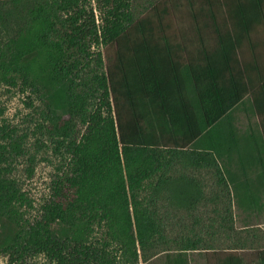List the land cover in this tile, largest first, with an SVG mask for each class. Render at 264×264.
Masks as SVG:
<instances>
[{
  "label": "trees",
  "instance_id": "16d2710c",
  "mask_svg": "<svg viewBox=\"0 0 264 264\" xmlns=\"http://www.w3.org/2000/svg\"><path fill=\"white\" fill-rule=\"evenodd\" d=\"M207 3L203 25L215 38L210 44L199 31L197 46L165 32L166 7L135 20L130 0H0V75H18L39 96L56 150L69 157V173L30 222L7 145L18 156L22 148L0 143V254L10 264L40 255L52 264L138 262L139 247L160 231L140 192L157 175L159 187L170 186L165 171L179 154L197 167L222 161L219 179L233 185L239 204L260 206L264 73L256 55L243 62L239 54L264 25V0H232L222 23ZM100 46L108 49L106 71L86 73L94 56L103 63L91 51ZM247 97L261 129L245 136L232 113ZM6 127L1 137L11 141ZM171 184L176 197L196 200L192 181ZM93 225L103 230L94 241ZM255 253L225 254L217 264H264V249ZM188 256V248L167 252L165 264H189Z\"/></svg>",
  "mask_w": 264,
  "mask_h": 264
},
{
  "label": "rangeland",
  "instance_id": "374dc122",
  "mask_svg": "<svg viewBox=\"0 0 264 264\" xmlns=\"http://www.w3.org/2000/svg\"><path fill=\"white\" fill-rule=\"evenodd\" d=\"M130 1L135 20L155 13V8L161 11L166 7L167 13L161 14L163 27L175 42L193 41L198 46L201 33L210 44L213 43V30L203 25L204 21L209 20L204 12L207 13L209 8L211 9L207 0ZM213 1V9L222 23L229 16L232 0ZM94 4L96 5L95 2ZM201 8H204V12ZM96 13L100 24V13ZM91 51L101 52L103 63L98 65L99 59L94 56L91 65L85 70L86 73L92 70L106 71L108 49L100 46V50L92 47ZM253 55H256L264 73V25L255 29L252 41L246 42L239 54L243 62H252ZM82 75L85 77V73ZM1 76L0 129L7 126L12 140H3L0 131V143H12L14 140L20 143L23 152L18 156L8 144V155L11 168L13 167L12 175L30 202L22 211L25 218L32 222L39 216L42 205L50 198L55 182L69 173V157L62 154V149L61 153L56 150V139L59 138L56 134L50 135L46 128L48 121L39 96L24 86L18 75L13 76L12 81L4 80ZM232 118L241 134L247 136L251 131L259 134L261 118L251 108L248 97L234 109ZM76 122L80 131L85 128L80 119ZM179 155L180 158L172 159L173 162L165 171L170 186L165 184L159 187L160 177L157 175L146 182L140 192V198L157 220L159 233L153 237L145 250L139 247L138 262L124 261L123 258L120 263L165 264L164 257L167 252H177L185 248H188L189 264H217L221 256L235 253L257 258L258 254L255 252L264 248V186L259 189L260 206L249 209L239 204L233 185L220 181L219 168L223 164L222 161L197 167L190 161V156ZM236 159L235 157V163ZM234 167V170H237L236 165ZM29 168L33 171L32 174H29ZM240 174L241 172L240 179H244ZM181 179L193 182L191 187L196 196L193 202L183 201L173 194L171 183ZM91 230V240L102 238L103 230H98L94 225ZM0 264H10L9 257L0 254ZM25 264L52 263L40 255L27 258Z\"/></svg>",
  "mask_w": 264,
  "mask_h": 264
},
{
  "label": "crops",
  "instance_id": "0c3cea01",
  "mask_svg": "<svg viewBox=\"0 0 264 264\" xmlns=\"http://www.w3.org/2000/svg\"><path fill=\"white\" fill-rule=\"evenodd\" d=\"M263 249H264V248H261L260 250H263ZM260 250H259V251H260Z\"/></svg>",
  "mask_w": 264,
  "mask_h": 264
}]
</instances>
